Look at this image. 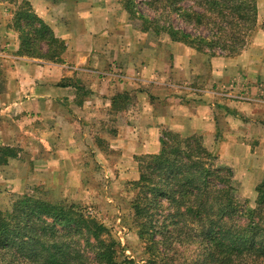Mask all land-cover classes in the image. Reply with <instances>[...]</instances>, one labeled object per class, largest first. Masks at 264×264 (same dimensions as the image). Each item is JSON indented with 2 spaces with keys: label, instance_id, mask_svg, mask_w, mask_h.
Instances as JSON below:
<instances>
[{
  "label": "crops",
  "instance_id": "crops-1",
  "mask_svg": "<svg viewBox=\"0 0 264 264\" xmlns=\"http://www.w3.org/2000/svg\"><path fill=\"white\" fill-rule=\"evenodd\" d=\"M18 1L66 47L59 63L19 56L14 8L0 3V149L16 152L0 166V188L83 182L86 150L99 152L105 141L132 165L158 153L168 130L201 135L232 167L241 196L256 199L264 175L263 31L235 57H209L149 41L117 0ZM257 10L261 24L259 3ZM118 94L129 98L115 112Z\"/></svg>",
  "mask_w": 264,
  "mask_h": 264
},
{
  "label": "trees",
  "instance_id": "trees-1",
  "mask_svg": "<svg viewBox=\"0 0 264 264\" xmlns=\"http://www.w3.org/2000/svg\"><path fill=\"white\" fill-rule=\"evenodd\" d=\"M117 1L140 32L209 57L239 55L257 28V0ZM1 2L14 8L9 26L18 34L19 56L62 61L65 43L27 1ZM128 98L112 99L115 112ZM15 156L1 148L0 166ZM135 161L139 176L128 184L129 204L143 262L126 256L109 229L78 205L14 193L7 207L0 205V264H264V175L255 201L241 200L232 167L219 163L201 135L168 130L158 153Z\"/></svg>",
  "mask_w": 264,
  "mask_h": 264
},
{
  "label": "rangeland",
  "instance_id": "rangeland-1",
  "mask_svg": "<svg viewBox=\"0 0 264 264\" xmlns=\"http://www.w3.org/2000/svg\"><path fill=\"white\" fill-rule=\"evenodd\" d=\"M257 1L262 12L264 9V0ZM140 9L142 13L150 15V17L152 16V13L147 10L144 5H141ZM262 13L261 16L264 15V11ZM258 23L257 18V28L255 31L261 30L264 32L262 27L264 19L261 24ZM174 24L183 30L186 29L191 32L190 29L185 28L178 20H176ZM147 34L149 35V41L157 40L162 47L166 48V45L170 43L168 40L169 38L167 39L166 36H155L150 32ZM250 39L245 48L248 47ZM106 146L108 145L104 141V143L100 144L102 150L99 151L103 152L101 154L106 158L104 163L102 162L99 152L85 151V156L83 158L86 160L87 166L84 168L85 180L83 182H51L49 187H51L53 191L48 190L42 185L29 186L16 191L1 187L0 205L7 207L11 195L14 193L21 195H42L53 200L74 203L85 210L88 214L93 215L95 219L109 229L112 237L120 243L126 256L141 263L145 260L146 255L144 254L142 245L137 237L132 210L129 204L131 200V188L128 185L129 182L138 179V164L134 158V164L132 163L131 165L126 162L124 165L121 161H125V159L119 158L116 151L108 150ZM225 166L229 167V164H226ZM237 181L238 195L241 200H247L251 203L254 202L255 200L251 201V199L249 200V198L241 196V182L239 180ZM45 191L48 194H45Z\"/></svg>",
  "mask_w": 264,
  "mask_h": 264
}]
</instances>
